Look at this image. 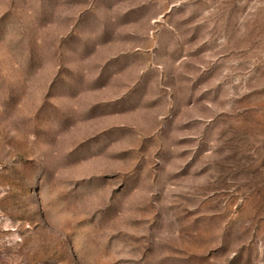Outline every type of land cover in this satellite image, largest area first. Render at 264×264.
Instances as JSON below:
<instances>
[{
    "label": "rangeland",
    "instance_id": "374dc122",
    "mask_svg": "<svg viewBox=\"0 0 264 264\" xmlns=\"http://www.w3.org/2000/svg\"><path fill=\"white\" fill-rule=\"evenodd\" d=\"M0 264H264V0H0Z\"/></svg>",
    "mask_w": 264,
    "mask_h": 264
}]
</instances>
